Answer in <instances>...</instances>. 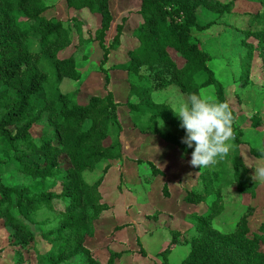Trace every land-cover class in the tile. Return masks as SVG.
Returning <instances> with one entry per match:
<instances>
[{
  "label": "trees",
  "instance_id": "trees-1",
  "mask_svg": "<svg viewBox=\"0 0 264 264\" xmlns=\"http://www.w3.org/2000/svg\"><path fill=\"white\" fill-rule=\"evenodd\" d=\"M63 1L68 9H87L99 16L93 38L82 37L79 16H72L67 27L46 15L49 6L43 0H0V146L10 149L17 163L15 172L22 176L19 185L0 183V220L15 239L12 264H22L31 252L35 264H101L84 241L92 234L94 221L108 209L99 187L109 165L98 176L91 174L101 161L121 157L119 138L109 141L110 127L115 124L120 129L117 108L121 104L108 88L104 95H91L80 102L77 89L60 84L81 77L77 63L86 57L78 51L91 40L102 50L99 68L108 83L103 65L110 52L121 46L125 18L115 25L107 43L106 34L113 23L109 0ZM258 2L262 11L252 19L260 27L248 29L244 35L255 41V46L246 43L248 60L255 50L264 65V0ZM205 5V0H140L136 11L140 21L132 30L135 45L127 51L125 66L129 92L122 106L128 109L136 128L186 155L192 149L181 143L185 132L178 117L169 104L154 101L152 92L176 85L188 98L193 93L201 96L200 90L210 86L216 96L213 101L228 103L223 83L209 67L211 55L191 36L193 29L202 31L211 24L199 21ZM70 46L72 51L64 55ZM230 109L234 116L232 135L237 142L232 178L238 193L243 194L252 190L255 181L244 174L238 150L242 131L235 123V111ZM159 124L178 131L163 130ZM253 125L258 123L253 121ZM250 152L264 156V150ZM26 157L38 160L27 163L23 160ZM145 162L152 176H164L152 161ZM3 163L0 159V165ZM216 192L207 211L195 215L192 224L196 235L189 241V252L181 264H264V221L251 231L245 214L233 231L214 229L211 222L220 211L218 201L222 198L220 190ZM161 193L169 196L166 181ZM210 193L209 189H187L182 198L186 204L198 206ZM172 233L176 235V231ZM174 243L176 236L163 249V257ZM121 254L110 253L104 264H113Z\"/></svg>",
  "mask_w": 264,
  "mask_h": 264
},
{
  "label": "rangeland",
  "instance_id": "rangeland-1",
  "mask_svg": "<svg viewBox=\"0 0 264 264\" xmlns=\"http://www.w3.org/2000/svg\"><path fill=\"white\" fill-rule=\"evenodd\" d=\"M47 4L46 15L65 22L70 27V18L63 0H43ZM132 1V0H131ZM113 3L117 5V0ZM205 9L199 16L202 24L211 23L202 31L192 30L191 36L211 55L209 67L225 87V97L235 111V123L241 129L239 138V158L244 167L246 178L255 181L250 192L238 193L232 178V155L237 142L231 140V150L215 165L199 168L191 165V154L182 153L153 134L141 133L134 124L128 109L122 106L128 99V84L125 79V62L127 51L112 50L103 68L108 75L105 84L104 73L99 66L102 50L95 40L89 41L78 53L85 55V60L77 63L81 77L77 81L65 80L62 88L77 89L80 102H85L91 95H104L106 89L112 91L115 101L121 105L117 108L120 129L114 124L110 127L109 141L117 137L122 144L121 157L116 160H103L95 167L92 176H98L106 165H109L99 187L102 201L108 205L103 216L94 221L92 234L85 237L89 247L101 264H104L110 253L121 252L122 256L113 264H181L189 252V241L196 235L193 221L195 215H201L208 209L221 192L218 201L220 211L212 219V227L221 232L233 231L242 215H248V227L256 231L264 221V180L254 176L257 167L264 166V156H254L250 149L264 150V65L253 50L248 60L250 43L255 46L253 38H245L248 29H258L252 16L262 11L258 0H205ZM227 6L229 9L227 10ZM117 8V6H115ZM50 9V10H49ZM132 13V12H130ZM129 13V14H130ZM83 20L82 37L93 38L99 23V16L83 10L75 14ZM131 17V16H129ZM124 26V23H123ZM137 26V25H136ZM133 24L126 25L122 47L130 49L135 45L132 40ZM114 24L106 34L107 43L114 35ZM126 32V34H125ZM73 42L77 41L72 32ZM134 44V45H133ZM70 46L64 55L72 51ZM247 59V60H246ZM201 97L215 99L214 89L204 87ZM156 102H165L173 109L186 101L187 95L176 85H171L152 92ZM253 121L258 126L253 125ZM163 130L176 133V128L159 124ZM34 132L37 129L34 128ZM0 183L4 186L19 185L21 175L15 172L17 163L8 147L0 146ZM35 163V157L23 159ZM147 160L152 161L164 173V176H152ZM167 182L169 196L161 193L164 182ZM204 191L209 189L206 202L198 206L183 201L184 190ZM121 228L114 229L116 226ZM35 230V229H34ZM176 231V235H173ZM176 236L166 257L163 249ZM15 239L0 220V264H12L14 252L11 247ZM264 250V242L261 243ZM22 264H35L33 253Z\"/></svg>",
  "mask_w": 264,
  "mask_h": 264
},
{
  "label": "clouds",
  "instance_id": "clouds-1",
  "mask_svg": "<svg viewBox=\"0 0 264 264\" xmlns=\"http://www.w3.org/2000/svg\"><path fill=\"white\" fill-rule=\"evenodd\" d=\"M172 110L185 132L181 143L192 149V166L207 168L229 154L234 116L227 102L193 93ZM254 176L264 180V166L257 167Z\"/></svg>",
  "mask_w": 264,
  "mask_h": 264
},
{
  "label": "crops",
  "instance_id": "crops-1",
  "mask_svg": "<svg viewBox=\"0 0 264 264\" xmlns=\"http://www.w3.org/2000/svg\"><path fill=\"white\" fill-rule=\"evenodd\" d=\"M113 1L114 0H109V9H110L111 14L113 16L112 25L114 24V27H115L116 24L121 23L123 21V18H125L124 26H123V35L121 37V42H122V39L124 37V29L126 31V25L129 24V26H131L133 24L134 27H131V28L129 27V28L134 29L140 21V16L136 13V11L140 8V0H132V1L131 0H117V5H115V3H113ZM115 6H117V8ZM83 10H87V9H81V10L68 9V13L75 15V14H78V12H81ZM130 12H132V13H130ZM46 14H48V13H46ZM129 16H131V17H129ZM125 34H126V32H125ZM132 40H133V43H135L134 39H132ZM122 50L125 52L128 50V48L122 47V43H121V46L118 49H116L115 52H120ZM126 63H127V61L125 62V64Z\"/></svg>",
  "mask_w": 264,
  "mask_h": 264
}]
</instances>
